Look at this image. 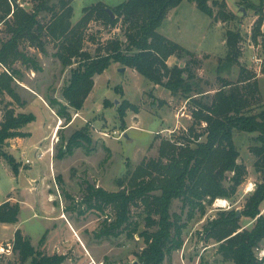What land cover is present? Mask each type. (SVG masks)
Returning a JSON list of instances; mask_svg holds the SVG:
<instances>
[{"label":"rangeland","instance_id":"rangeland-1","mask_svg":"<svg viewBox=\"0 0 264 264\" xmlns=\"http://www.w3.org/2000/svg\"><path fill=\"white\" fill-rule=\"evenodd\" d=\"M126 1L72 0L71 5L74 9L72 22L77 24L87 7L98 3L115 7ZM207 1L214 11L212 17L202 13L195 1L185 0L179 7L171 10L163 22L159 33L194 54V57L185 59L175 57L169 66L185 68L187 63L193 60L199 62L198 67L191 65L197 78L192 82L195 84L192 93L188 95L196 100L212 97L222 88L223 80L237 83L242 69H245L246 76H255L251 84L257 82L260 104L264 107V75L261 72L264 45L261 41L257 45L252 42L253 28L259 18L256 10L261 8V0ZM223 1L227 3L226 9L221 5H215L216 2ZM59 3L60 0H51L50 6L59 8ZM22 4L31 12L38 4V0H23ZM224 10L226 13H232L235 19L224 20L221 15ZM50 16L44 12L40 16L41 22L46 24ZM229 30L240 32L242 35L241 56L239 64L230 70L226 68L220 71L219 66L227 57L226 34ZM262 34L264 35V26ZM117 38L126 42L121 24L112 28L102 22L93 21L85 32L84 48L96 56L99 48ZM9 39L7 28L1 23L0 49L2 43ZM45 50L42 53L38 48L22 43L21 51L37 61L41 72H35L32 67L23 65L21 61L13 66L19 74L14 83L18 100L0 93V127L8 110H13L16 115L33 114L36 117L35 122L21 131L29 135L28 137L8 140L3 147L7 155L25 167V159L35 160L38 148H43L46 144L51 145L53 129L60 125L59 120H62L57 131L53 158L48 155L42 161L35 160L32 169V174L36 175L50 173L45 195L52 202L47 206L52 205L56 213L49 217L45 215L41 194L38 196L40 198L35 199L33 195L24 192V198L21 197L22 186L7 160L1 155L0 203L9 195L22 201L24 207L19 216L18 227L23 234L28 235L35 249L44 255L47 254L40 244L44 236L48 237L50 234L52 241L73 236L66 222L68 220L74 225L89 251L103 257L102 264H139L137 255L145 248L144 240L139 234L129 238L126 231L122 234L116 232L115 236H102L105 228L115 221V211L110 207L100 210L95 206V199H90V196L99 188L109 193L119 192L121 190L119 182L133 173L142 162L159 159L162 141H179L181 137L189 135L190 128L194 125L192 112L195 105L183 94L172 95L167 89L151 83L136 71L121 64H112L102 75L96 76L94 89L83 110L70 109L72 120L69 123L58 117L56 114L58 108L52 115L41 97L48 105L50 99L67 104L62 91L69 84L72 70L77 64L64 68L56 58L57 44L51 39H45ZM5 71L6 69L0 65V75ZM126 100L137 107L139 113L130 110L124 125L118 108ZM204 126V124L197 126V132H203ZM79 131L86 132L92 144L75 149L71 156L60 158V150L66 148L69 139ZM233 133L240 154L238 163L245 165L248 170L244 183L232 199H219L224 202L221 207L217 200L208 207L206 215L198 214L193 219H189L187 211L182 213L180 201L174 202L172 213L181 215L182 222L186 224L183 232L184 245L181 250L167 257L165 264H232L224 261L218 252L219 244L208 240L203 233L204 226L217 218L222 211L240 212L241 226L248 229L254 226L255 221L243 217L242 211L260 183V175L255 170L257 159L251 152L253 147L259 145L258 134L236 130ZM44 138H46L44 144L40 145L43 147H36V150L32 151V145ZM228 176L231 177L232 174ZM33 205L34 212L31 209ZM261 212L264 214V204ZM141 213L140 207L132 208L131 220L139 223L140 233L145 230ZM60 215L65 221L58 218ZM5 235L2 234L0 238L3 241L9 240L1 243L0 264H32V259L22 262L19 254L14 251L15 235L13 238H9L11 232L9 237ZM256 254L259 258L264 257V241Z\"/></svg>","mask_w":264,"mask_h":264},{"label":"trees","instance_id":"trees-1","mask_svg":"<svg viewBox=\"0 0 264 264\" xmlns=\"http://www.w3.org/2000/svg\"><path fill=\"white\" fill-rule=\"evenodd\" d=\"M22 1L0 0V24L4 23L10 35L0 49V65L6 69L0 75L1 94L18 100L14 83L19 74L13 68L17 62L21 61L35 72H41L37 61L21 51L22 43H28L44 53L45 39H51L57 44L56 58L64 68L77 64L72 70L69 84L62 91L67 104L56 99L49 100L51 109L58 108V117L69 123L72 120L70 109L83 110L94 89L96 76L102 75L112 64H121L136 71L172 95L183 94L195 105L192 112L194 125L189 135L181 137L179 141H162L159 159L142 162L133 173L119 182V192L109 193L100 188L93 191L90 199H95V206L100 210L110 207L116 215L115 221L105 228L102 236H115L116 232L122 234L125 231L129 238L139 234L145 243V248L137 255L139 264H165L167 257L184 245L186 224L182 222L181 215L172 213L174 202L180 201L182 213L187 211L189 219H193L198 214L206 215L208 207L215 201L232 199L244 183L248 170L238 163L240 154L233 133L236 130L258 134L259 145L253 147L251 152L257 159L255 170L260 175V183L242 211L243 217L255 221L254 226L244 228L236 211H222L204 226L203 233L208 240L219 244L218 252L224 261L232 264H264V257L259 258L256 254L264 241V214H261L264 204V107L260 104L257 82L251 84L255 76H246V70L242 69L237 83L223 80L222 88L212 97L196 100L188 96L195 85L192 82L197 78L191 65L198 67L199 62L193 60L185 68H171L168 65L171 57L185 59L194 57V54L159 33L169 12L185 0H127L115 7L98 3L85 8L77 24L72 22V0H60L59 8L50 6L51 0H38L31 12L23 7ZM188 1H195L202 13L214 16L207 0ZM261 3V8L256 10L259 18L252 34V42L256 45L260 41L264 45V0ZM215 5L227 7L225 1L216 2ZM44 12L51 15L46 24L40 20ZM221 15L226 21L235 19L232 13L225 10ZM93 21L112 28L121 24L126 42L120 38L111 40L93 56L84 48L85 32ZM242 41L240 32H227V57L219 66L220 71L226 68L230 70L239 64ZM261 72L264 75V62ZM130 110L139 113V109L127 100L118 108L124 125ZM35 121L33 114L16 115L13 110H8L1 124L0 155L7 160L16 176L21 164L7 155L3 147L8 140L28 137L21 131ZM203 124V132L198 133L196 127ZM91 144L92 140L86 132H76L66 148L60 150V158L71 156L75 149ZM229 174L232 176L229 177ZM135 206L142 209L140 216L145 230L141 233L139 223L131 220ZM20 213L19 203L5 202L0 206V224H17ZM46 237L41 240V245H44ZM13 249L22 262L32 259V264H63L67 259V256H48L38 252L21 230L15 233Z\"/></svg>","mask_w":264,"mask_h":264},{"label":"crops","instance_id":"crops-1","mask_svg":"<svg viewBox=\"0 0 264 264\" xmlns=\"http://www.w3.org/2000/svg\"><path fill=\"white\" fill-rule=\"evenodd\" d=\"M173 59H176L175 57H171L168 61V65H170V63L174 62ZM43 103L45 104V106L50 110L51 114L54 115V110L51 109V107L48 105V103L41 97ZM50 127V126H49ZM48 127V128H49ZM55 128L53 129V136H54V131ZM26 133H30V132H26ZM52 136V138H53ZM31 137V134H30ZM46 138H44L43 140L39 141L38 143L36 142V144L32 145V151L36 150V147H43L40 146L41 144H44L43 142H45ZM52 142V140H51ZM50 147V144L45 147H43L44 149ZM43 148H41L42 150H44ZM50 157V156H49ZM36 160V159H35ZM35 160H32L35 163ZM34 165V164H33ZM33 165L32 166H27L29 167L28 169L25 167L20 168L19 171V175L15 177H17L18 183L21 184L22 191H21V197L24 198V192L25 194H30L33 195L35 197V199H37V197L39 196V194L43 195V210L46 212V216H53L56 213L55 208L52 207V205H48V203H52L49 199L48 196L45 195V187H47L48 183V179L50 178V173L48 174H41L38 173L36 174H32V169H33ZM52 165V164H51ZM24 168H26L27 170L24 171ZM49 170H50V163H49ZM54 194V193H53ZM40 198V197H38ZM10 201L11 203H19L21 206V212L23 211V204L22 201L17 200L16 198L12 197V195H9V197H7V199H5L4 202L0 203V206L2 204H4L5 202ZM32 211L34 212L35 210V206H32ZM21 214V213H20ZM36 216V215H34ZM59 219H62L65 221V218H62L61 215L58 217ZM68 223L69 229L72 232L73 236H69L67 238L64 239H60L58 241H52L51 237H46L45 243L43 245V249L44 252H46V254L48 256H54V255H59V256H67L66 261L63 264H102L103 263V257H100L97 255V253H92L89 251V248L87 247V245L85 243H83V241L80 239L74 225L70 222V221H66ZM18 224H0V237L2 234H7L9 237V232H11V237L9 238H13L15 233L19 229ZM22 232V230H21ZM23 234V233H22ZM25 237L28 238V235L23 234ZM6 236V235H5ZM9 239L6 240H2L0 238V242L4 243L5 241H7Z\"/></svg>","mask_w":264,"mask_h":264},{"label":"built area","instance_id":"built-area-1","mask_svg":"<svg viewBox=\"0 0 264 264\" xmlns=\"http://www.w3.org/2000/svg\"><path fill=\"white\" fill-rule=\"evenodd\" d=\"M61 119L59 120V123H60V125H58L56 128H55V132H54V136H53V138H52V142H51V145H50V147H48V148H46V149H44V150H42L41 148H38L37 149V154H36V157H35V159L37 160V161H42L46 156H50L51 158H53L52 156H53V154H54V146H55V140L57 139L56 137H57V134H58V128L61 126ZM34 164V162L32 161V160H30V159H25V165H28V166H32ZM227 202V201H226ZM228 203V202H227ZM219 207H221V204L219 205ZM224 207H226V206H224Z\"/></svg>","mask_w":264,"mask_h":264},{"label":"water","instance_id":"water-1","mask_svg":"<svg viewBox=\"0 0 264 264\" xmlns=\"http://www.w3.org/2000/svg\"><path fill=\"white\" fill-rule=\"evenodd\" d=\"M109 13H110L112 19H114L115 17H114L113 13L110 10H109ZM123 72H124V69H123ZM240 217H241V213L237 212V218H240Z\"/></svg>","mask_w":264,"mask_h":264},{"label":"bare ground","instance_id":"bare-ground-1","mask_svg":"<svg viewBox=\"0 0 264 264\" xmlns=\"http://www.w3.org/2000/svg\"><path fill=\"white\" fill-rule=\"evenodd\" d=\"M59 129H60V127H59ZM59 129H58V130H59ZM219 203H220V204H223L224 202H223L222 200H219Z\"/></svg>","mask_w":264,"mask_h":264}]
</instances>
